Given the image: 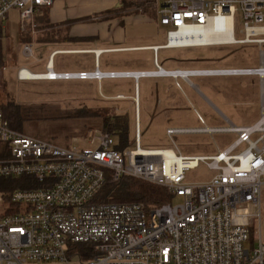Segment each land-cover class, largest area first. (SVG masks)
Here are the masks:
<instances>
[{
	"label": "built area",
	"instance_id": "obj_1",
	"mask_svg": "<svg viewBox=\"0 0 264 264\" xmlns=\"http://www.w3.org/2000/svg\"><path fill=\"white\" fill-rule=\"evenodd\" d=\"M53 0H0V24L19 8L25 26ZM242 13V38L234 18ZM160 22L168 47L256 43L258 67L142 72L56 73L47 79H91L104 75L230 73L258 75L264 81V0H160ZM232 20L233 38L221 43L172 44V36L213 19ZM26 56L34 54L30 43ZM19 71V78L27 80ZM52 70L48 65V71ZM168 127L174 148L141 145L137 109L134 147L119 150L109 132L96 148L63 147L12 127L0 109V180L27 178L28 187L0 183V264H264L262 193L264 188V105L251 125ZM193 133L237 135L214 155H186L175 136ZM244 147L241 149V147ZM201 162L216 171L207 181L190 183L185 172ZM130 176L167 189L171 202L147 210L143 202L98 198L107 178ZM7 192V193H5ZM181 197V202L173 200ZM254 210V211H253ZM257 222L256 231L252 230Z\"/></svg>",
	"mask_w": 264,
	"mask_h": 264
},
{
	"label": "rangeland",
	"instance_id": "obj_2",
	"mask_svg": "<svg viewBox=\"0 0 264 264\" xmlns=\"http://www.w3.org/2000/svg\"><path fill=\"white\" fill-rule=\"evenodd\" d=\"M19 8H13L9 11L7 18L1 24L3 33L0 34L3 46V55H0V107L10 102H16L20 105L26 104H43L50 103L52 110L57 113L65 111H73L80 113L86 109L102 110L104 108H112L118 113V100H106L102 97V92L116 93L118 84L109 83L108 85L99 84L97 81L92 82L86 79H27L19 78V71L27 67L28 70L35 73L45 70L47 55L41 57L40 53H34L32 56H26L23 53V46L30 43L32 39L26 42V37H33L38 33V25L32 19L25 26L21 25V15ZM234 28L236 38H242L241 33L242 13L238 11L234 18ZM1 31V30H0ZM1 33V32H0ZM23 40V42L21 41ZM166 40V39H165ZM264 50V44L262 46ZM159 61L163 63L165 60H189L204 59L220 62L221 65H238V66H256L261 58L260 46L256 43H237V44H217L207 46H188L179 48L161 49L159 51ZM118 61L121 58L118 57ZM124 61H133L135 59L127 55ZM57 70L78 69L75 58L70 55H59L56 58ZM61 61L60 66L58 63ZM25 66V67H24ZM119 67V66H118ZM195 80V78H192ZM182 90L170 81L167 84L173 85V92L176 98L172 101L180 108L174 110L170 114L158 115L153 110L148 109L142 98L140 108V122L142 129L141 145L145 148L167 147L176 148L167 138L165 130L167 126L180 127H201L204 123L200 121L197 113L201 114L208 126H226L228 122L224 119V115L207 102L199 100L188 87L181 81ZM117 86V87H116ZM144 87V84L142 85ZM108 88V90H107ZM102 91V92H101ZM143 93V90H142ZM172 93V92H171ZM226 101L231 99L224 97ZM232 101V100H231ZM233 102V101H232ZM176 105V106H177ZM222 112L228 116L233 123L241 124L249 122L250 113L241 106H231L230 112L225 106L220 104ZM259 113V109L257 110ZM128 117L130 126L129 140L130 145L125 149L134 147L132 141L135 133V108L129 106L126 111L122 112ZM95 114H85L80 117L57 118L44 120L25 121L20 130L42 139L50 140L63 147H72L78 149L96 148L101 132H107L103 126V118L94 116ZM236 135L223 133H193L178 134L175 141L183 154L186 155H214L217 153L216 143L220 148H224L227 143L231 142ZM115 143L118 144L119 137L114 135ZM216 142V143H215ZM244 147L242 146L241 149ZM8 145L0 140V158L7 155ZM177 151V150H176ZM178 152V151H177ZM216 171L211 170L206 164L201 162L198 166L189 168L185 172L186 181L190 183H198L211 179ZM0 183H6L13 189L28 187L27 178H5ZM181 197L173 200L174 204L181 202ZM254 211V210H253ZM262 214H263V233H264V188L262 193ZM257 222L252 226V230L256 231Z\"/></svg>",
	"mask_w": 264,
	"mask_h": 264
},
{
	"label": "crops",
	"instance_id": "obj_3",
	"mask_svg": "<svg viewBox=\"0 0 264 264\" xmlns=\"http://www.w3.org/2000/svg\"><path fill=\"white\" fill-rule=\"evenodd\" d=\"M147 1L143 5H138L136 3L139 0H53L50 7H43L33 16L38 25V33L33 37L25 38L26 42L32 39L30 44L34 53H40L41 57L47 55L45 70L35 73H47L48 65L56 73L96 70L102 73L155 71L156 63L166 71L251 67L229 64L226 66L221 65L220 62L204 59L165 60L161 63L158 57L161 49L179 47L166 46L167 28L160 22V0ZM0 30L3 33L2 27ZM21 41L23 42L22 39ZM59 55L73 56L78 69L57 70L56 58ZM127 55H131L136 62L124 61ZM118 57L121 61H118ZM60 65H62L61 61L58 63V66ZM255 65L253 67L260 65V59ZM57 80L62 81L64 78ZM87 80L104 85L118 84L116 93L101 91L102 97L106 100H118L120 115H125L122 112L129 106H134L135 125L136 112L138 109L140 114L142 98H144L145 106L153 110L154 114H170L180 108L172 101L176 98V93L172 91L173 85L167 87L169 81L183 91L179 81L181 80L199 100L209 103L221 112L228 124L235 123L222 112L220 104L229 112L233 105L241 106L249 111L253 110L250 113L249 122L235 124L239 126L257 122L264 105V81L258 75L190 73L176 77L153 73L137 76L133 74L104 75L101 78ZM143 84L144 87H142ZM224 97L230 98L233 102L226 101ZM197 115L198 118L199 115L202 116L199 113ZM168 127L180 126H167L166 136Z\"/></svg>",
	"mask_w": 264,
	"mask_h": 264
},
{
	"label": "trees",
	"instance_id": "obj_4",
	"mask_svg": "<svg viewBox=\"0 0 264 264\" xmlns=\"http://www.w3.org/2000/svg\"><path fill=\"white\" fill-rule=\"evenodd\" d=\"M147 0H139L136 4L143 5ZM2 34V33H0ZM1 37V36H0ZM0 55H3L2 39L0 38ZM50 103L43 104H26L20 105L16 102L0 107L4 116L10 121L12 127L20 130L21 125L29 120H44L57 118H72L80 117L85 114L93 113L94 116L103 118V126L113 137H119L118 144L115 143V148L124 150L130 145L129 133L130 126L128 117L120 115L112 108H104L102 110H94L92 108L85 109L79 115L78 112L65 111L57 113L53 111ZM21 131V130H20ZM141 133L142 129H141ZM135 137V133H134ZM134 144V139L132 141ZM7 193V192H5ZM98 198L104 201L113 202H143L147 210L154 209L165 203L171 202V196L167 189L158 184L147 182L130 176H122L115 179L109 174L104 188L99 193Z\"/></svg>",
	"mask_w": 264,
	"mask_h": 264
},
{
	"label": "bare ground",
	"instance_id": "obj_5",
	"mask_svg": "<svg viewBox=\"0 0 264 264\" xmlns=\"http://www.w3.org/2000/svg\"><path fill=\"white\" fill-rule=\"evenodd\" d=\"M232 20L228 17H218L213 19L208 25L197 28H188L181 30L172 36V44H199V43H221L232 40ZM23 77L27 79H47L56 72L50 70L45 74L33 73L23 68L21 72Z\"/></svg>",
	"mask_w": 264,
	"mask_h": 264
},
{
	"label": "water",
	"instance_id": "obj_6",
	"mask_svg": "<svg viewBox=\"0 0 264 264\" xmlns=\"http://www.w3.org/2000/svg\"><path fill=\"white\" fill-rule=\"evenodd\" d=\"M136 76L138 75V74H135Z\"/></svg>",
	"mask_w": 264,
	"mask_h": 264
}]
</instances>
